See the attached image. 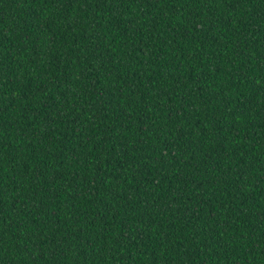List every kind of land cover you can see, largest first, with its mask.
Returning a JSON list of instances; mask_svg holds the SVG:
<instances>
[{
  "label": "trees",
  "instance_id": "obj_1",
  "mask_svg": "<svg viewBox=\"0 0 264 264\" xmlns=\"http://www.w3.org/2000/svg\"><path fill=\"white\" fill-rule=\"evenodd\" d=\"M0 264H264V0H0Z\"/></svg>",
  "mask_w": 264,
  "mask_h": 264
}]
</instances>
